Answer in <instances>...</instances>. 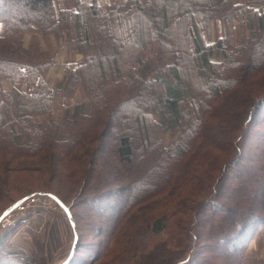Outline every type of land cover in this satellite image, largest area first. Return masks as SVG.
<instances>
[{"label": "trees", "instance_id": "trees-1", "mask_svg": "<svg viewBox=\"0 0 264 264\" xmlns=\"http://www.w3.org/2000/svg\"><path fill=\"white\" fill-rule=\"evenodd\" d=\"M61 45L77 60L50 83ZM30 169L73 191L28 187L0 214L35 192L55 197L73 228L61 264L110 250L143 264H252L264 232V0H0V185ZM79 201L109 218L97 230L112 246L88 257ZM20 223L0 235V264H44L41 242L10 239Z\"/></svg>", "mask_w": 264, "mask_h": 264}, {"label": "rangeland", "instance_id": "rangeland-1", "mask_svg": "<svg viewBox=\"0 0 264 264\" xmlns=\"http://www.w3.org/2000/svg\"><path fill=\"white\" fill-rule=\"evenodd\" d=\"M61 3L62 0H57V4L61 5ZM44 44L45 46L55 45V40L52 37L48 38V40L46 39L44 41ZM55 58L57 64L53 65L50 68L47 76V79L50 83H52L57 77H59L66 67L74 65V62L77 60L76 55L67 53L66 47L64 45H61L57 49ZM162 138L163 141H168L167 134L164 133L162 135ZM17 175L15 176L13 174V176L17 177V180H22L20 184H17L18 186H10L6 189L3 188V185H0V208L5 205L10 200V198L17 197L20 190H22L20 191V194H22L28 190V187H31V190H34L37 189L35 188L36 186L44 185V183L49 184L51 188L61 186L65 189L66 193L73 191V186L70 182V179L65 177L56 178L50 175L48 172H44V174L38 175L33 169H30L26 172L17 171ZM20 176H23V178H19ZM108 202L112 203L113 201L111 199H108ZM74 209L78 214L81 215L78 220L79 237L82 243V246H80L81 248H79L78 250L80 255L88 257L96 249V243L103 242L105 245L111 244L109 243L110 241L108 242L107 229L102 234H99L97 230V224L100 221L107 222L109 221V218H107L106 216H102L103 214H97L87 204V202L79 201L75 203ZM40 212H44L46 214V219L44 221L43 219L39 220L40 223L44 222L42 228L39 227L40 225H38V227H35L36 225L32 224L31 227L33 229H29L30 227L26 228L27 226H21L22 223L28 220L29 222H32L30 221V218H32L34 215L37 216L36 214ZM14 217H16V220L21 219V223L16 228L13 235L18 232L23 237L18 240L20 242V245L27 249L35 250L37 249L35 241L41 242L40 248L43 250L44 254H46L44 258V264H61L62 262H59L58 260L60 258H63L66 254L68 257V255L72 253L74 244V240L72 239L73 234L71 232V228L69 227L67 222H65L66 220L64 214L60 209L57 208L55 210H49L43 208L27 207L24 210L16 211L14 213ZM8 229L9 228H2L0 226V235ZM63 230H65V232ZM13 235L10 236V239H12ZM48 235L51 236L52 241H54L56 245L59 244V247L55 245L57 247L56 252L53 251L50 253V244L47 243ZM119 251L120 250H117L118 254H116L115 256L114 252H111L110 250V252H108L106 256L99 257V259L95 260L91 264H143L136 263L134 260H128L126 257L124 258V256H122L123 253H119ZM249 252L253 255L251 259L252 264H264V232L261 233L258 237H255L249 243ZM58 255H60V258L58 257ZM57 257L59 258L58 260Z\"/></svg>", "mask_w": 264, "mask_h": 264}, {"label": "built area", "instance_id": "built-area-1", "mask_svg": "<svg viewBox=\"0 0 264 264\" xmlns=\"http://www.w3.org/2000/svg\"><path fill=\"white\" fill-rule=\"evenodd\" d=\"M27 207L43 208L49 210H55L58 208L64 214V217H66V213L64 212L63 208L55 197L47 193L36 192L25 198H22L12 208V210L2 214L0 216V226L2 228L13 227L16 223V217H14V213L16 211L24 210Z\"/></svg>", "mask_w": 264, "mask_h": 264}, {"label": "crops", "instance_id": "crops-1", "mask_svg": "<svg viewBox=\"0 0 264 264\" xmlns=\"http://www.w3.org/2000/svg\"><path fill=\"white\" fill-rule=\"evenodd\" d=\"M72 66V65H71ZM37 216H33L32 218H30V221H32V222H29V220L28 221H26V222H24V223H22L21 224V226H24V227H26V228H28V227H30L29 229H33L32 227H31V224L32 225H36L35 227H38V225H40L39 227H41L42 228V225H44V222H39V220L40 219H43V221L46 219V214L44 213V212H40V213H37L36 214ZM49 218V217H48ZM65 222H67V224L69 225V227L71 228V232H72V230H73V228H72V225H71V222H70V220L68 219V217H67V215H66V217H65ZM35 221V222H34ZM37 222V223H36ZM64 232H65V230H63ZM19 233L17 232V233H15L14 235H13V237H12V241L13 242H16V243H19L20 244V242L18 241L19 239H21V238H23L20 234L18 235ZM60 237H61V233H60ZM14 238V239H13ZM47 243H49L50 244V247H49V249H50V253L51 252H53V251H57L56 250V246H58L59 247V244H57L56 245V243L54 242V241H52V238H51V236H49L48 235V238H47ZM56 245V246H55ZM48 246V245H47ZM49 253V254H50ZM64 254V253H63ZM60 255H58V257H59ZM57 257V260L60 258H58ZM65 257V256H64ZM64 257L63 258H60L58 261L59 262H61L63 259H64Z\"/></svg>", "mask_w": 264, "mask_h": 264}, {"label": "water", "instance_id": "water-1", "mask_svg": "<svg viewBox=\"0 0 264 264\" xmlns=\"http://www.w3.org/2000/svg\"><path fill=\"white\" fill-rule=\"evenodd\" d=\"M21 200V199H20ZM20 200H18V201H16L15 203H13L12 205H10L9 207H7L1 214H0V216L2 215V214H4V213H7L8 211H10V210H12V208L20 201ZM64 209V208H63ZM65 210V209H64ZM66 211V210H65ZM67 217H68V219L70 220V217H69V215H67ZM69 256V255H68Z\"/></svg>", "mask_w": 264, "mask_h": 264}]
</instances>
